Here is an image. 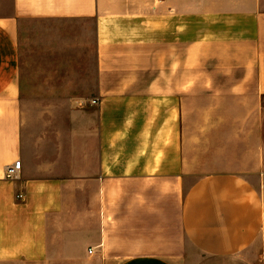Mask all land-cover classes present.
Returning a JSON list of instances; mask_svg holds the SVG:
<instances>
[{
  "label": "crops",
  "instance_id": "1",
  "mask_svg": "<svg viewBox=\"0 0 264 264\" xmlns=\"http://www.w3.org/2000/svg\"><path fill=\"white\" fill-rule=\"evenodd\" d=\"M28 22L42 57L23 54ZM37 59L64 78L50 91L91 95L37 117L22 98ZM14 263L264 264V0H0Z\"/></svg>",
  "mask_w": 264,
  "mask_h": 264
},
{
  "label": "rangeland",
  "instance_id": "2",
  "mask_svg": "<svg viewBox=\"0 0 264 264\" xmlns=\"http://www.w3.org/2000/svg\"><path fill=\"white\" fill-rule=\"evenodd\" d=\"M25 29L21 33L22 41L24 42V56L25 58L35 56H31V53L35 50L36 52H40L39 57H42L43 52V44L33 43L35 40L41 37L39 30L31 28V23H25ZM35 67L32 65L31 69L34 72L40 73L38 76L30 75V71H23V88L24 92L22 95L23 101L30 103L34 108L31 109L37 117H43L45 112L50 116L61 117L65 116L68 110L60 108V107H52L53 109H44L45 104L51 105L56 104L62 100H68L70 97L78 96V97H86L91 94L87 93H65L50 91L52 85L61 84L64 78L61 77H48L44 76L41 72L43 67L42 59H37L35 62ZM62 87V86H61ZM14 264H22V263H14Z\"/></svg>",
  "mask_w": 264,
  "mask_h": 264
},
{
  "label": "built area",
  "instance_id": "3",
  "mask_svg": "<svg viewBox=\"0 0 264 264\" xmlns=\"http://www.w3.org/2000/svg\"><path fill=\"white\" fill-rule=\"evenodd\" d=\"M158 2H162L164 0H157ZM93 104L97 103V100L92 101ZM22 171V160H17L14 164L9 165L6 170V175L8 178H16ZM22 197V196H20Z\"/></svg>",
  "mask_w": 264,
  "mask_h": 264
}]
</instances>
